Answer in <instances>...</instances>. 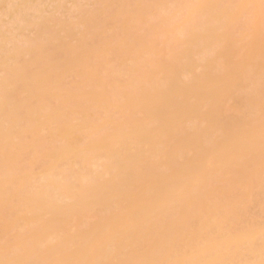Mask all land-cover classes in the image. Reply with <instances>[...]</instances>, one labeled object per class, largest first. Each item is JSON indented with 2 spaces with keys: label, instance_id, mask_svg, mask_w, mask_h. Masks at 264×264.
Returning a JSON list of instances; mask_svg holds the SVG:
<instances>
[{
  "label": "bare ground",
  "instance_id": "obj_1",
  "mask_svg": "<svg viewBox=\"0 0 264 264\" xmlns=\"http://www.w3.org/2000/svg\"><path fill=\"white\" fill-rule=\"evenodd\" d=\"M0 264H264V0H0Z\"/></svg>",
  "mask_w": 264,
  "mask_h": 264
}]
</instances>
